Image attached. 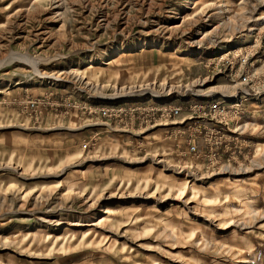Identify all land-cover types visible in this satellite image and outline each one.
Here are the masks:
<instances>
[{"label": "rangeland", "instance_id": "rangeland-1", "mask_svg": "<svg viewBox=\"0 0 264 264\" xmlns=\"http://www.w3.org/2000/svg\"><path fill=\"white\" fill-rule=\"evenodd\" d=\"M0 264H264V0H0Z\"/></svg>", "mask_w": 264, "mask_h": 264}, {"label": "bare ground", "instance_id": "bare-ground-1", "mask_svg": "<svg viewBox=\"0 0 264 264\" xmlns=\"http://www.w3.org/2000/svg\"><path fill=\"white\" fill-rule=\"evenodd\" d=\"M150 2V1H149ZM149 2H147V3H149ZM146 4V3H145ZM214 5V4H213ZM219 6H222V5H219ZM218 6V7H219ZM127 16V15H126ZM208 16V15H207ZM205 19V18H204ZM262 20V17H259V18H257L256 20H249V25H248V27H247V29H249L250 31H251V28H252V26L253 25H256L255 23L257 22V21H261ZM205 21V20H204ZM247 23H248V21H247ZM193 25H195V24H193ZM165 28V31L168 33V34H173V33H175V32H177L178 30H180V27H178L177 25H173V26H170V27H168V26H166V27H164ZM201 29H202V27L201 26H198L197 27V30L196 31H194V32H191V33H189V34H191V39H193L194 40V42L193 43H195V45H199V44H201L202 42H204V40H206L207 41V39H206V37L205 38H202V39H195L196 38V35H198V32H201ZM254 29V28H253ZM40 31V30H39ZM42 32V31H41ZM184 33V32H183ZM38 34V33H37ZM176 34V33H175ZM245 35H247V34H245ZM154 43H157L158 44V42H154ZM153 43V44H154ZM147 44H150L149 42H144L143 43V45L140 47V49H141V51L143 52V51H145V49H146V47H148V46H146ZM162 44V43H161ZM132 49V48H131ZM136 49V48H135ZM114 62V61H113ZM112 63V61H109L107 64H111ZM142 90V89H141ZM156 95V94H155ZM103 96V95H102ZM227 104H229V103H227Z\"/></svg>", "mask_w": 264, "mask_h": 264}, {"label": "built area", "instance_id": "built-area-1", "mask_svg": "<svg viewBox=\"0 0 264 264\" xmlns=\"http://www.w3.org/2000/svg\"><path fill=\"white\" fill-rule=\"evenodd\" d=\"M214 105V106H212ZM215 105H217L216 103L214 104H211V103H207L205 105V108H210V107H215ZM222 105H229L227 104L226 102H224V104ZM182 106L180 104H176L174 103V101H167V100H164V101H159V102H155L153 100V110L155 109H161L162 110V113L167 115V116H174L176 114H178L181 110H182Z\"/></svg>", "mask_w": 264, "mask_h": 264}]
</instances>
